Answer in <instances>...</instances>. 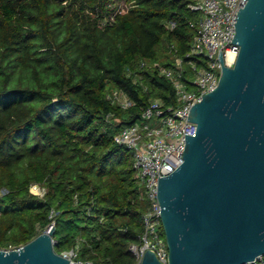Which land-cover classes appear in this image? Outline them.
Wrapping results in <instances>:
<instances>
[{
    "label": "trees",
    "instance_id": "1",
    "mask_svg": "<svg viewBox=\"0 0 264 264\" xmlns=\"http://www.w3.org/2000/svg\"><path fill=\"white\" fill-rule=\"evenodd\" d=\"M188 1L0 0V249L53 223L58 254L136 264L129 245L148 202L113 136L149 101L176 104L158 66L181 58L192 78L198 13ZM114 89L133 105L114 102Z\"/></svg>",
    "mask_w": 264,
    "mask_h": 264
},
{
    "label": "water",
    "instance_id": "2",
    "mask_svg": "<svg viewBox=\"0 0 264 264\" xmlns=\"http://www.w3.org/2000/svg\"><path fill=\"white\" fill-rule=\"evenodd\" d=\"M232 66L189 112L182 163L159 177L157 199L166 264H247L264 255V0H247L235 16ZM54 227L0 264H75L54 250ZM85 264V263H81ZM139 264H164L146 249Z\"/></svg>",
    "mask_w": 264,
    "mask_h": 264
},
{
    "label": "built area",
    "instance_id": "3",
    "mask_svg": "<svg viewBox=\"0 0 264 264\" xmlns=\"http://www.w3.org/2000/svg\"><path fill=\"white\" fill-rule=\"evenodd\" d=\"M246 2L247 0L188 1L189 9L198 13L197 19L190 21L196 34L186 54L196 58L190 62L192 78L188 77L181 58H177L173 66L157 65L159 73L173 85L176 104L164 105L158 99L149 101L142 109L139 120L121 127L113 136L116 144L124 146L131 153L133 167L144 187L148 202V208L142 216L143 231L139 235V243L129 245L136 264H139L146 249L152 250L162 263H167L168 249L164 233L160 230L158 179L170 174L183 161L186 134L195 135L196 131V124L188 120L190 108L203 94L217 86L221 67L219 50L227 66H232L237 57L239 46L231 40L235 34V16ZM198 60L202 61V65ZM110 97L123 108L133 105L122 91L115 90ZM53 214L51 211L50 217ZM52 226L53 223L46 229L49 230ZM60 255L75 264H91L77 260V249L63 251ZM247 264H264V255L257 256Z\"/></svg>",
    "mask_w": 264,
    "mask_h": 264
},
{
    "label": "rangeland",
    "instance_id": "4",
    "mask_svg": "<svg viewBox=\"0 0 264 264\" xmlns=\"http://www.w3.org/2000/svg\"><path fill=\"white\" fill-rule=\"evenodd\" d=\"M114 91L115 89L110 91L109 96H112ZM31 190L37 192L41 196L45 192L46 189L42 185L34 184L32 185ZM2 250H9V249H2Z\"/></svg>",
    "mask_w": 264,
    "mask_h": 264
}]
</instances>
